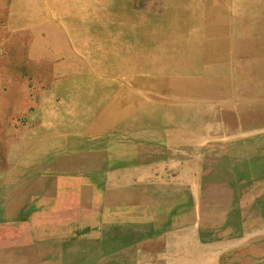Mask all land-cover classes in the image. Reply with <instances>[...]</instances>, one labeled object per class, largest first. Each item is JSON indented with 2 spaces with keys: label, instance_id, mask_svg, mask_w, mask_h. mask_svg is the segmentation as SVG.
I'll use <instances>...</instances> for the list:
<instances>
[{
  "label": "rangeland",
  "instance_id": "obj_1",
  "mask_svg": "<svg viewBox=\"0 0 264 264\" xmlns=\"http://www.w3.org/2000/svg\"><path fill=\"white\" fill-rule=\"evenodd\" d=\"M210 1L0 0V264H264V136L211 141L206 160L193 147L188 159L182 132L198 139V115L220 132L230 110L157 85L160 120L143 130L159 157L139 151L136 178L134 150L108 124L135 90L138 40L176 48L177 64L153 55V76L188 67L184 46L199 48L188 68L201 80L234 72L205 62L216 43L264 59V0H221L212 24L188 15ZM204 30L220 38L197 39Z\"/></svg>",
  "mask_w": 264,
  "mask_h": 264
},
{
  "label": "crops",
  "instance_id": "obj_2",
  "mask_svg": "<svg viewBox=\"0 0 264 264\" xmlns=\"http://www.w3.org/2000/svg\"><path fill=\"white\" fill-rule=\"evenodd\" d=\"M209 3L210 4L207 5V8L204 11H197V8L191 7L192 10H187L188 15L190 14V16L198 17L202 14L201 16L207 17L205 20L207 23L212 24L219 22V19L216 17L222 12V7H220L222 6V1L213 0ZM263 20L264 19L258 21L263 22ZM203 33H207V35L214 38H220L219 32L215 30H204L198 32L197 39L201 38ZM188 36L186 39H190ZM152 42L154 41L150 40L143 42L138 40L137 50L140 53V64H138L134 72L133 83L135 90L133 92H129L130 95L121 96L122 99H120L124 104L120 106V115L118 116V121L116 123H112V121L109 120L108 123L111 126L114 125V127H117L118 140L119 143H121L122 148L126 151L134 150V159L136 161L134 177L137 178V175H140L139 171L137 172V157L139 151L149 152L145 155L151 157V159H158L159 157L158 153H156L159 150V145H157L156 141H152L154 140L153 137H147L151 136L153 132L144 133L143 130L144 127L146 128L147 126H151L148 130L152 131L153 125L157 126L158 121L160 120V106L157 105V101L159 100L157 97L159 95L153 93V88L157 85H166L171 87L174 86L177 91L173 93L174 95L170 94L171 96H179L183 100H192L191 98H194L197 101L199 100L206 104L210 103L211 101L223 103V105L227 108L225 110H230L223 116V120H227L230 124L232 120H234V122L232 125L222 122L224 124V129H221L220 132L219 128L218 130L216 129L213 134L211 131L208 132L206 126L207 121L205 122L207 117L205 115H198L197 117L200 121L204 120V122H199L200 128L196 133L193 132L198 138L193 144L191 142V132H182L186 137H188V139L184 142L182 149L184 151L188 150L190 152L192 147L197 148L199 153L196 155H198L199 159H207L208 153L206 151L208 145L211 144V141L222 142L223 140H234L233 136L236 138L246 137V139L254 138L259 135L264 136V121H255L256 119H264V110H261V113L256 110L255 107V103L260 104L264 100V91H260L259 89L264 87V59L255 57L257 53L253 45L250 47L241 45L242 48H239L237 45L232 51L227 50V48L225 49L222 47V45H217V43L213 47L206 48L205 62L214 65V68L210 69L215 70V64H219L220 71L223 68V65H226L227 68L230 67V69H233L234 72L226 71L225 74L221 73V75H218V77L205 78L204 80H201L200 77L197 78V76L191 75V69L188 68L195 59L193 56L199 54V48L197 46L181 47L184 55L187 56L184 58V62L185 64H188V67L186 65L183 69L178 71H171L169 69L163 68L161 70V72L164 73L163 75L153 76V72L156 69L154 66L155 59L153 55L164 53V56L166 57L168 55L166 58H169L176 52V48L173 46H170L169 48L167 47L165 49L162 47L151 48ZM154 49L158 50L155 51ZM160 50H162V52L159 53ZM148 56L150 57L149 62L147 61ZM170 62L175 64L178 63H176L172 58L166 59V63ZM195 62L196 60L194 63ZM181 72L182 74H178ZM241 74L244 75L247 80L243 81L239 79V75L241 76ZM176 83H180L181 85ZM258 86L260 87L258 88ZM145 88L151 90L148 93L146 92V97L142 92ZM125 93L127 94V91H125ZM188 116L189 118H192V116ZM188 116L181 115L180 117L187 118ZM230 126H234L233 131L231 130ZM97 136L99 135H96V137ZM101 136L102 137L96 138L93 141L94 144H101V147H103L104 144L108 143L109 139H105L106 135L104 134ZM156 137L157 135L155 136V139ZM144 139H147V141H144ZM196 155L193 154L195 157ZM163 157H165V155H163ZM191 158L192 154L190 152L188 154V159ZM129 179L126 178L125 180ZM189 182L190 179L186 181V183ZM129 188H131V186H129ZM248 236L249 235H247L246 242H242L243 244L247 245L246 248L249 247V240L253 238L250 236L249 239ZM252 245L253 244L251 241L250 247ZM239 246L242 245L239 244L238 247Z\"/></svg>",
  "mask_w": 264,
  "mask_h": 264
},
{
  "label": "bare ground",
  "instance_id": "obj_3",
  "mask_svg": "<svg viewBox=\"0 0 264 264\" xmlns=\"http://www.w3.org/2000/svg\"><path fill=\"white\" fill-rule=\"evenodd\" d=\"M93 19V18H92ZM140 21V20H139ZM140 24L142 25V22L140 21Z\"/></svg>",
  "mask_w": 264,
  "mask_h": 264
}]
</instances>
